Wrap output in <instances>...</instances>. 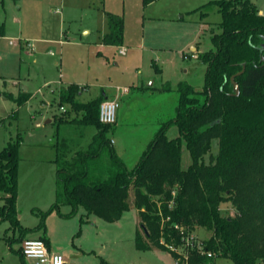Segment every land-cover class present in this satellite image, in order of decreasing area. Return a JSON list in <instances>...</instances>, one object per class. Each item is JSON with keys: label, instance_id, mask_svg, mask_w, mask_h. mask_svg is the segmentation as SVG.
<instances>
[{"label": "rangeland", "instance_id": "rangeland-1", "mask_svg": "<svg viewBox=\"0 0 264 264\" xmlns=\"http://www.w3.org/2000/svg\"><path fill=\"white\" fill-rule=\"evenodd\" d=\"M210 1L153 0L145 4L144 0H0V24L6 27V32L0 33V116L16 113L15 118L0 126V151L18 132L23 135L24 144L19 150L24 160L19 163L18 218L23 227L34 228L42 221V214H46L45 230L29 232L27 238L48 236L54 253L61 254L70 264L174 263L166 250L137 249L135 235L141 226L133 194L131 208L115 222L94 214L86 216L81 206L73 213L69 205L53 207L59 187L52 161V142L57 140L55 115L63 111L59 91L67 83L85 87L79 95L82 102L104 91L112 97L115 92H124V87L131 88L128 96L118 95L117 123L112 124L107 136L114 140L115 151L132 169L175 113L174 108L168 114L173 103L177 106L178 83L186 81L198 90L204 86L206 65L197 56L213 48L211 37L221 32L217 5L209 3L199 9ZM251 1L264 8V0ZM107 11L124 20L126 52L122 55L118 48L100 46L96 28L108 30ZM84 28L91 29V35L83 34ZM193 45L198 47L197 54L191 50ZM15 80L21 81L22 89L26 86L33 95L21 106L13 98L3 97L9 96V91L17 92ZM137 86L145 88V92L134 91ZM149 89L157 93L147 95ZM68 126H61L60 143L66 147L74 141L77 144L72 150L86 149L95 128L78 127L82 130L78 135L77 130L75 133ZM168 135L177 136V128L173 126ZM72 152L67 151V156L71 157ZM217 153L218 140L214 139L205 162H209L210 154ZM191 162L190 152L183 144L182 168L187 169ZM3 203L0 200V206ZM220 209L223 214L235 212L229 202L221 203ZM211 235L203 227L192 233L197 240ZM18 237L8 221L0 222V264H35L32 259L23 262ZM215 264L233 262L219 257Z\"/></svg>", "mask_w": 264, "mask_h": 264}, {"label": "trees", "instance_id": "trees-1", "mask_svg": "<svg viewBox=\"0 0 264 264\" xmlns=\"http://www.w3.org/2000/svg\"><path fill=\"white\" fill-rule=\"evenodd\" d=\"M151 1L144 0L145 4ZM209 3L216 4L221 14V32L212 35L213 48L197 56L206 65L204 86L198 90L186 81L178 83L175 115L159 129L132 169L107 136L112 124L99 120L104 97L82 102L78 84L60 89L59 104L65 110L55 115L59 187L53 207L69 205L73 213L81 206L86 216L115 222L131 208L133 194L141 226L135 235L137 249L166 250L180 264H215L219 257L233 264H264V14L251 0H212L199 9ZM107 19L109 31L103 43L122 45L124 20L111 12ZM10 97L21 106L31 93L21 90ZM15 117V112L0 117V126ZM62 125L73 127L78 135L82 132L78 127H94L87 148L72 150L74 141L66 147L61 144ZM173 126L178 135L169 137ZM214 139L218 153L205 162ZM22 143L18 132L0 151V200L4 202L0 222L8 221L21 243L29 232L45 229L46 216L43 213L34 228L23 227L18 218ZM183 144L192 158L187 169L181 166ZM67 151H73L71 157ZM223 202L232 205L234 214L221 212ZM198 227L212 232L200 240L201 247L197 239H189ZM40 239L48 247L49 239ZM173 248H181L186 258ZM19 252L25 263L21 247Z\"/></svg>", "mask_w": 264, "mask_h": 264}, {"label": "built area", "instance_id": "built-area-1", "mask_svg": "<svg viewBox=\"0 0 264 264\" xmlns=\"http://www.w3.org/2000/svg\"><path fill=\"white\" fill-rule=\"evenodd\" d=\"M11 44H14V40H10ZM120 53H125V48H120ZM128 87H124V92L128 91ZM119 107L118 95L112 99H105L100 104L99 108V120L104 124H114L117 118V109ZM62 110H65L64 107H61ZM113 142V140H112ZM192 235L189 239H193ZM196 239V238H195ZM198 245L200 246V240ZM22 254L26 259H32L36 264H65L63 256L59 253L50 252L45 242L40 238L35 239H24L21 245ZM178 254L184 256L181 248H173ZM173 264H180L179 259H175ZM189 264V263H186Z\"/></svg>", "mask_w": 264, "mask_h": 264}, {"label": "crops", "instance_id": "crops-1", "mask_svg": "<svg viewBox=\"0 0 264 264\" xmlns=\"http://www.w3.org/2000/svg\"><path fill=\"white\" fill-rule=\"evenodd\" d=\"M212 1V0H211ZM153 2V1H152ZM258 8H259V10H260V13H262V14H264V8L263 7H259L258 6ZM107 12H110V11H107ZM107 12H106V25H107V28H108V19H107ZM181 18H183V16H181ZM0 31L4 34L5 32H6V27H5V24L3 23V24H0ZM97 29V31L99 32V34H100V36H99V39H100V46L101 47H103V48H106V49H110V48H118V52H119V50H120V48H125L126 47V45H124L123 43H122V45H119V46H117V45H106V44H104L103 43V41H102V38H103V36L109 31V28H108V30H104V29H101V28H96ZM91 33H92V31H91V29H88V28H84L83 29V34H85L86 36H89V35H91ZM32 49V48H31ZM191 50L193 51V52H195L196 54H197V50H198V47L196 46H192L191 47ZM32 51H33V49H32ZM50 52V51H49ZM125 52H126V48H125ZM51 53V52H50ZM120 53V52H119ZM121 55H122V53H120ZM195 54V55H196ZM67 84H69V83H67ZM66 84V85H67ZM14 85H17L18 86V89H17V92H8V94L10 93V95L8 96V95H3V97L4 98H6V97H10V96H14V97H16V94H17V96L19 95V90H22V91H24V92H29V88H27L26 86H24V88L22 89V83H21V81H19V80H15L14 81ZM79 85V84H78ZM79 86H81V85H79ZM65 87V86H64ZM81 87H83L82 88V91L80 92V94L83 92V90L85 89V87L84 86H81ZM129 90L128 91H126V92H121V93H113V95H112V97H109L107 94H106V92L104 91L103 93H102V95H99V96H104V99H112V98H115L117 95H120L121 97H125V96H128L129 94H130V92H131V88H128ZM145 88H143V87H141V86H137L136 88H134V91H136L137 93L139 92V93H144L145 92ZM147 93V92H146ZM155 93H157L156 91L154 92L153 90H151V89H149V91H148V94L147 95H151V96H153V94H155ZM79 94V95H80ZM33 97V95H32V93H31V97L28 99V101L31 99ZM11 98V97H10ZM27 101V102H28ZM26 102V103H27ZM25 103V104H26ZM147 103V102H146ZM172 107L173 108H171V111H169V113L168 114H171L172 113V111L174 110V108H175V110H176V105H175V103H173V105H172ZM169 109H167V111H168ZM8 115V114H7ZM6 115V116H7ZM175 115V113L173 114V116ZM173 116H171L169 119H171ZM0 117H3V116H0ZM5 117V116H4ZM116 123H117V120H116ZM111 140H113V139H111ZM113 143H114V140H113ZM24 144V140H23V143H22V145ZM54 144H55V142H52V146H53V150H54V157L52 158V161L54 162V159H55V157H56V150H55V148H54ZM21 145V146H22ZM20 158H21V160H20V164H21V162H23V160H24V156L21 154V152H20ZM54 164H55V162H54ZM56 165V164H55ZM45 230V229H44ZM44 236H46V235H44ZM47 238H48V236H46ZM39 238H41V236L39 237ZM25 239H29V238H25ZM33 239V238H32ZM49 239V245H48V249L50 250V252H55L52 248H53V246H52V242L50 243V238H48ZM26 259V258H25ZM36 264V263H35ZM65 264H70V261H68V260H66L65 261Z\"/></svg>", "mask_w": 264, "mask_h": 264}, {"label": "water", "instance_id": "water-1", "mask_svg": "<svg viewBox=\"0 0 264 264\" xmlns=\"http://www.w3.org/2000/svg\"><path fill=\"white\" fill-rule=\"evenodd\" d=\"M263 60H264V57H263ZM243 70H244V68H243ZM243 70H241V71L238 72L237 74L242 73ZM231 81H232V84H233V86H234L235 94L238 95V94L240 93V88H239V84L235 81V75H233V76L231 77Z\"/></svg>", "mask_w": 264, "mask_h": 264}]
</instances>
